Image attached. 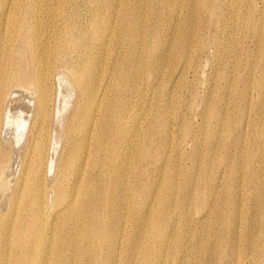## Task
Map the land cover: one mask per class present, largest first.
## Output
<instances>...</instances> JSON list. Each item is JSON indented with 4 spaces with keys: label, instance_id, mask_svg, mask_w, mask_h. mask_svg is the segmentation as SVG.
I'll use <instances>...</instances> for the list:
<instances>
[{
    "label": "rangeland",
    "instance_id": "1",
    "mask_svg": "<svg viewBox=\"0 0 264 264\" xmlns=\"http://www.w3.org/2000/svg\"><path fill=\"white\" fill-rule=\"evenodd\" d=\"M38 1L41 5L36 7L32 4L33 0H20L22 9L19 11L20 15L18 12V16L25 17L21 26L13 24L15 19V15L12 13V11L14 12L13 6L9 3L5 4L7 7L4 5L3 12H5L7 25L3 27V31L11 39V44L6 43V39L4 42H0V68L4 67L7 71H12L9 68L12 65L18 73L23 71H19L21 68L30 73L35 68L36 59H34L35 56L32 59L31 50L24 44V41L32 42L34 37L38 39V42H34V53L45 52L43 66H49L55 50L54 35L65 28L61 17H67L69 23L72 21V36L75 39V44H61L57 60L58 66L52 70L48 78L49 105L51 106L49 109L53 111L50 113L48 109V114L51 117L48 118L49 120L41 121V124L34 123V91L14 87L8 92L10 96L8 93L4 94L1 114L3 117L4 113L5 116L7 114L8 116L4 117V122L0 121V151L5 157L4 167L0 171V176H2L0 177V245L2 244L0 248L2 262L0 261V264H19L17 258L25 253L21 249L22 242L18 240L16 234L28 233L31 234L30 236L36 234V229H33V232L28 229L29 224L27 225L25 220L27 214L20 218L16 217L14 220L10 213L12 211L15 213L19 209L18 212L22 214L30 211L25 201L13 203L12 196L14 195V183L24 168L26 154H28L26 152L29 147L28 136L31 132H37L39 129L46 132V136L41 138L44 146L47 144L45 147L46 165L42 169L44 176L40 172V178L45 185L43 186L45 189L43 190V203L45 204H43L42 218L46 221L42 220V222L45 225L44 231L46 228L48 230L43 233V236L50 242L45 250H41L40 260L46 259L41 264H61L60 260L58 262L60 258L54 251L55 246L53 245L55 234H57L56 227L59 219L63 217L62 213L66 215L69 212L67 210L72 206V209L77 210L78 214L87 212L86 214L90 216L94 210L99 221L96 223L97 226H101L103 230L107 228L106 232L103 231L104 235L114 238L113 250L115 251L117 246L118 248L112 254V259H114L112 264H128L127 257L130 252L127 240L136 237V232L138 235L135 239L140 235H145L146 239L143 236L138 238L144 240V242L140 240L141 246L144 245L141 248L143 259L135 264H203V262L204 264H252L251 258L254 254H251L253 252L249 244L251 234L258 232L263 222L256 210V204L258 202L264 204V196L261 199L258 197L261 193L259 180L261 182L262 179L260 175L264 168V0ZM27 6L30 9L26 8ZM101 18L102 21H100ZM97 20L100 23L96 28V24L99 22ZM75 28L76 32H74ZM104 31V38L101 39V33ZM103 44L105 45L103 46ZM7 51L12 56H9ZM81 70L87 72V76L90 78L97 75V84H99L97 87L100 92L97 90V101L98 103L101 101L99 104L103 106L110 105L106 112L102 110L98 113L95 112L99 121L101 118L104 119L105 132L103 131L102 138H104L105 150L86 159V169H88H83V174L78 177H82L80 180L86 185V191L83 193L82 190L85 186L80 189L81 185H78L77 189L80 192H75L71 197L73 199L69 209L58 211L53 202L55 184L59 177L57 162L64 147L67 145L73 147L77 144L76 138L73 137H71V141L66 142L69 133L65 131L66 123L75 109L79 114V111L85 108L84 100L80 98L79 91L71 77ZM110 72L112 73L110 74ZM54 73L56 74L54 75ZM101 74L102 78L99 77ZM115 79L118 81L116 82ZM119 88L120 90H118ZM31 95L33 101L30 98ZM112 98L117 101L115 102ZM52 99L54 100L51 101ZM30 102L33 103V107ZM78 104L82 106L81 109ZM114 104L115 106H113ZM114 109L116 113H114ZM85 110L88 112L89 109ZM18 118L21 119L18 120ZM5 121L6 123L11 122V125L6 124ZM15 121H22V129L17 128ZM99 121H97V125ZM13 123L16 125L12 128ZM25 123L28 125L25 126L26 132ZM97 125L94 127L95 133L98 130ZM7 127L9 128L7 129ZM17 129L22 132L20 133ZM2 133L5 134L4 137ZM22 133L24 134L22 135ZM20 134L21 139L18 138ZM94 134L90 138V144H93L87 149L89 153L96 148ZM18 139L20 140L18 141ZM133 144L134 147H132ZM51 145H55L56 149ZM112 146L118 149L117 154L113 153ZM87 153L86 151L85 154ZM253 153L255 156L252 155ZM32 158L30 155V159ZM163 166H165L164 169L161 168ZM253 170H256L254 172L258 174L259 179L248 177V172ZM48 185L51 186H49L50 189ZM63 185L67 187L65 182ZM48 193L51 194V197ZM115 194L119 196L121 202L119 199L113 200ZM84 195L88 196L84 197ZM111 198L112 200H110ZM151 202L153 203L151 204ZM113 204L118 206L114 211L112 210ZM225 204L229 205L232 215L229 224H226L227 215L214 217L218 208L227 207ZM110 210L113 212L111 213ZM165 213L171 217L173 222V231L169 236H172V242L176 246L173 244L171 250L167 248V242L161 239L170 230V225L168 228L164 226ZM109 216L110 221L108 220ZM184 217L190 219L188 224L183 222ZM238 218L241 220L239 221ZM77 221L75 220L76 223ZM71 223L72 221H69L67 226L62 228V232L67 231V228L72 229L73 223ZM146 223L150 226H147ZM4 226L10 228L8 234L2 231ZM117 228L121 231H117ZM75 230L77 231H75L76 237L72 239V247L64 258L66 261H63V264H105L103 257L107 255V250L105 247H96L100 239L90 236L85 241L84 238H81L83 232L81 228ZM115 232L117 233L114 234ZM115 235L117 236L115 237ZM60 239L59 241L63 240ZM254 239H260L257 240V244L264 246V236L255 235ZM88 247L96 248L93 255L88 251ZM83 248L85 249L81 250ZM220 248L221 251H219ZM166 249L168 250L166 251ZM155 251L158 254H155ZM42 254H45L43 255L45 258ZM262 256H259L261 258L257 261L256 255L254 264H264V251ZM54 261L56 262L54 263Z\"/></svg>",
    "mask_w": 264,
    "mask_h": 264
},
{
    "label": "bare ground",
    "instance_id": "2",
    "mask_svg": "<svg viewBox=\"0 0 264 264\" xmlns=\"http://www.w3.org/2000/svg\"><path fill=\"white\" fill-rule=\"evenodd\" d=\"M92 2H94V1H92ZM100 2V1H99ZM103 2V1H102ZM6 3H9V4H11L12 6H13V10H14V12L12 11V13H14V15H15V19L13 20L14 22H13V24H15L16 26H21L22 25V23L25 21V17L24 16H18V12L19 11H21V9H22V7H21V2H20V0H0V42H4V40L6 39V43H10L11 44V39L9 38V37H7L6 36V34L4 33V31H3V27H5L6 25H7V22H6V20H5V12H3V10H5L4 8H5V4ZM24 4V3H23ZM33 5H35L36 7H37V5H41L40 3H39V1L38 0H33V3H32ZM31 4V5H32ZM109 4V3H108ZM113 4V3H112ZM5 5V6H4ZM26 5V4H25ZM32 5V6H33ZM106 5V4H105ZM119 5V4H118ZM4 6V7H3ZM102 6H104L103 4H102ZM114 6V5H113ZM7 7V6H6ZM110 7H111V5H110ZM200 7V6H199ZM26 8H28V6L26 7ZM33 8V7H32ZM101 8V7H100ZM104 8V7H103ZM113 8V7H112ZM117 8H118V6H117ZM191 8V7H190ZM28 9H30V8H28ZM37 9V8H36ZM105 9V8H104ZM212 9H213V7H212ZM215 9V8H214ZM7 10V9H6ZM23 10H25V9H23ZM95 10V9H94ZM97 10H99V8H97ZM102 10V9H101ZM192 10V9H191ZM113 11V10H112ZM206 11V10H205ZM23 12V11H22ZM200 12V11H199ZM262 12V11H261ZM11 13V12H10ZM99 13V12H98ZM114 13V12H113ZM264 14V13H263ZM19 15H20V12H19ZM254 15V14H253ZM74 16V15H73ZM62 19H61V22L64 24V26H65V28H64V30L63 31H60V32H58V33H56L55 35H54V41H55V50L53 51V56L51 57V61H50V63H49V66H43V60H44V57H45V52L44 53H41V54H35L34 53V51H33V46H34V42L36 41V42H38V39L37 38H35L34 37V39H33V41L31 42H27L26 43V41H24V44H26L27 45V47H29L30 48V50H31V56H32V59H33V56H35V58L34 59H36V64H35V68H33V70L30 72V73H27L23 68H21V69H19V71L20 70H23V71H20V73H18V72H16L15 71V68L11 65L9 68L12 70V71H7L6 69H4V67H1L0 68V121L2 120V122H4V117L6 118L7 116H8V114H7V116H5L6 114L4 113V117L2 116V109H1V104H2V100H3V97H4V94L5 93H8L9 91H10V89H12V88H14V87H18V88H23V89H27V90H32V91H34V93H35V99H34V109H35V116H34V118H33V120H34V123H40L41 121H44V120H49L48 118H51L50 117V115L48 114V109H49V101H50V86L48 85V78L50 77V73L52 72V70H54L55 69V67H57L58 66V64H57V60H58V56H59V54H60V49H61V44L62 43H64V44H66V45H70V44H75V39L73 38V36H72V27H71V22L69 23V21H68V18L67 17H61ZM97 18V17H96ZM103 18V17H102ZM102 18H101V20L100 21H102ZM112 18V17H111ZM125 19V18H124ZM75 20V19H74ZM91 20H92V18H91ZM91 20H90V22H91ZM95 20V19H94ZM94 20H93V22H94ZM109 20V19H108ZM113 20V19H112ZM122 20V19H121ZM209 20V19H208ZM97 21H99V20H97ZM100 21L99 22H97V24H96V28H97V25H98V23H100ZM115 21H116V17H115ZM120 21V20H119ZM107 22V21H106ZM89 23V22H88ZM103 23H105L104 21H103ZM111 23V22H110ZM114 23H116V22H114ZM121 23V22H120ZM72 25H75V24H72ZM77 25V24H76ZM89 25V24H88ZM100 25V24H99ZM117 25V24H116ZM92 26H94V25H92ZM74 27V26H73ZM94 28H95V26H94ZM106 28H107V26H106ZM100 29V28H99ZM102 29V28H101ZM105 29V28H104ZM94 30H96V29H94ZM88 31V30H87ZM90 31V30H89ZM88 31V32H89ZM103 31V30H102ZM74 32H76V28H75V31ZM73 32V33H74ZM81 32H83V31H81ZM110 32V31H109ZM28 33H30V32H28ZM79 33V32H78ZM99 33V32H98ZM97 33V34H98ZM104 33H105V31L103 32V33H101V35H102V37H100L101 39H103L104 38ZM32 34V33H31ZM75 34V33H74ZM73 34V35H74ZM96 34V35H97ZM190 34V33H189ZM86 35H87V33H86ZM153 35V34H152ZM155 35V34H154ZM181 35V34H180ZM194 35V34H193ZM192 35V36H193ZM91 36V35H90ZM29 37H32V36H30L29 35ZM140 37V36H139ZM107 39V38H106ZM153 39V38H152ZM152 39H151V42H152ZM30 40V39H29ZM202 40V39H201ZM97 41V40H96ZM95 41V42H96ZM84 42V41H83ZM92 42V41H91ZM103 42V41H102ZM150 42V43H151ZM104 43V42H103ZM190 43V42H189ZM201 43H203V42H201ZM64 44H62V45H64ZM100 44V43H99ZM102 44V43H101ZM80 45V44H79ZM88 45V44H87ZM90 45V44H89ZM105 44H103V46H104ZM167 45V44H166ZM90 46H93V45H90ZM175 46V45H174ZM78 47V46H77ZM168 47V46H167ZM201 47V46H200ZM131 48H133V47H131ZM171 48V47H170ZM66 49V48H65ZM73 49V48H72ZM146 49V48H145ZM181 49V48H180ZM201 49H202V47H201ZM63 50V49H62ZM85 50V49H84ZM100 50V49H99ZM131 50V49H130ZM72 51V50H71ZM114 51V50H113ZM126 51H127V49H126ZM199 51V50H198ZM57 52H59V53H57ZM70 52V51H69ZM87 52V51H86ZM104 52V51H103ZM197 52V51H196ZM105 53V52H104ZM103 53V54H104ZM138 53V52H137ZM178 53V52H177ZM7 54L9 55V56H12V55H10V52H8L7 51ZM67 54V53H66ZM109 54V53H108ZM181 54V53H180ZM186 54V53H185ZM96 55H97V53H96ZM114 55V54H113ZM177 55V54H176ZM136 56H138V55H136ZM175 56V55H174ZM3 57H5V55L3 54ZM103 57V56H102ZM187 57H188V55H187ZM11 58V57H10ZM61 58V57H60ZM65 58V57H64ZM64 58H63V60H64ZM104 58V57H103ZM110 58V57H109ZM120 58V57H119ZM66 59V58H65ZM137 59V58H136ZM114 60V59H113ZM148 60V59H147ZM35 61V60H34ZM65 61V60H64ZM67 61H68V59H67ZM154 61V60H153ZM152 63V62H151ZM166 63H167V61H166ZM88 65V64H87ZM114 65V64H113ZM143 65V64H142ZM98 66V65H97ZM84 67V66H83ZM88 68V67H87ZM90 68V67H89ZM129 68V67H128ZM76 69V68H75ZM101 69V68H100ZM136 69H137V67H136ZM155 69V68H154ZM69 70H71V69H69ZM84 70V69H83ZM83 70H81V72H76V73H74L71 77H72V79H73V83L76 85V87H77V89H78V91H79V94H80V98L82 99V100H84V106H85V108L83 109V110H81V111H79V114L78 113H76L77 112V110L75 109V111H73L72 112V114H71V116H69V118H68V120H67V125H66V132H69L68 133V136L70 135V137H68L67 136V141L66 142H69V141H71V137H73L74 139L76 138V143L77 144H75L73 147L72 146H70L69 147V145H67L66 143V147H64V149H63V151H62V153H61V155H60V157H59V159H58V162H57V168L59 169V177H58V179L56 180V184H55V193H54V195H53V202H54V204L56 205V210H62V209H65V208H68V207H70L71 206V201H72V199H71V197L73 196V194L75 193V192H80V190L79 189H77V187H78V185H81V188L80 189H83V187H84V189L82 190V192L84 193L85 191H86V185H84V182L82 181V180H80V179H82V177H80V178H78L80 175H82L83 174V169H86V167H87V163H86V159L87 158H89L91 155H94L95 156V154H97V153H100L101 151H103V150H105L104 148V138H102V136H103V131H104V123H103V118H101V116H100V121H99V117L97 118V114H95V112H100L101 110L104 112H106V110L107 109H109L110 108V105H101V104H99V103H101V101H99V103H98V101H97V90H98V92H99V89H98V87H97V85L99 86V84H97V82H98V78H97V75H94V77H92V78H90V77H88L87 76V72H85V71H83ZM94 70V69H93ZM98 70H99V68H98ZM113 70V69H112ZM135 70V69H134ZM172 70V69H171ZM174 70V69H173ZM92 71V70H91ZM100 71H102V70H100ZM90 72V71H89ZM98 72V71H97ZM69 73V72H68ZM92 73V72H91ZM90 73V74H91ZM112 72H110V74H111ZM56 73H54V75H55ZM102 74H103V72H102ZM102 74H101V76H99V77H101L102 78ZM108 74V73H107ZM135 74V73H134ZM157 75V74H156ZM90 76V75H89ZM92 76H93V74H92ZM119 76V75H118ZM123 76V75H122ZM131 76V75H130ZM56 77V76H55ZM52 78H53V76H52ZM57 78H58V76H57ZM126 78H127V76H126ZM100 79V78H99ZM105 79V78H104ZM107 79V78H106ZM116 79H118V78H116ZM115 79V80H116ZM51 80V79H50ZM103 80V79H102ZM108 80V79H107ZM101 81V80H100ZM105 81V80H104ZM103 81V82H104ZM118 80H116V82H117ZM125 81V80H124ZM128 81H130V80H128ZM106 82H108V81H106ZM101 83V82H100ZM110 83V82H109ZM108 83V84H109ZM112 83V82H111ZM60 84V83H59ZM59 84H57V86H59ZM102 84V83H101ZM107 84V85H108ZM116 84V83H115ZM122 84V83H121ZM120 85V84H119ZM103 86V85H102ZM106 86V85H105ZM110 87H111V85H109ZM117 86H118V84H117ZM116 85H115V87H117ZM147 86V85H146ZM148 87V86H147ZM58 88V87H57ZM74 88V87H73ZM107 88V87H106ZM145 88V87H144ZM143 88V89H144ZM101 89V88H100ZM109 89V88H108ZM126 89V88H125ZM14 90H17V89H14ZM70 90V89H69ZM118 90H120V88L118 89ZM18 91V90H17ZM22 91H24L25 92V90H22ZM101 91H102V89H101ZM109 91V90H108ZM107 91V92H108ZM12 92H13V90H12ZM105 92V91H104ZM11 93V92H10ZM27 93V92H26ZM29 93V92H28ZM33 93V94H34ZM56 93V92H55ZM100 93V92H99ZM113 93H115V92H113ZM71 94V93H70ZM79 94H78V96H79ZM8 95H9V93H8ZM11 95H13V94H11ZM21 95V94H20ZM28 95V94H27ZM73 95V94H72ZM99 95V94H98ZM105 95V94H104ZM10 96V95H9ZM21 96H23V94L21 95ZM29 96V95H28ZM57 96H58V94H57ZM74 96V95H73ZM130 96V95H129ZM99 97V96H98ZM118 97V96H117ZM123 97V96H122ZM128 97V96H127ZM31 100L33 101V97H32V95H31ZM119 98V97H118ZM5 99H7V98H5ZM4 99V100H5ZM27 99H28V97H27ZM72 99V98H71ZM103 100V98H100V100ZM111 99V98H110ZM113 99V98H112ZM134 99V98H133ZM132 99V100H133ZM30 100V99H29ZM54 99H52L51 101H53ZM68 100V99H67ZM81 100V101H82ZM114 100V99H113ZM31 101V102H32ZM79 102H80V100H78ZM115 102L117 101V100H114ZM131 101V100H130ZM151 101V100H150ZM30 102V104L32 105L33 103H31ZM57 102V101H56ZM63 102V101H62ZM83 102V101H82ZM111 103H112V100L110 101ZM157 102V101H156ZM68 103V102H67ZM71 103V102H70ZM148 103H149V101H148ZM110 104V103H109ZM124 104V103H123ZM126 104V103H125ZM4 105H5V103H4ZM79 105V104H78ZM117 105V104H116ZM127 105V104H126ZM147 105V104H146ZM145 105V106H146ZM149 105H150V103H149ZM154 105V104H153ZM6 106H7V104H6ZM113 106H115V104L113 105ZM112 106V107H113ZM130 106V105H129ZM31 107H33V105L31 106ZM51 107V106H50ZM79 107H80V109H81V105H79ZM125 107V106H124ZM139 107V106H138ZM141 107V106H140ZM53 108V107H52ZM78 108V107H77ZM113 108H116V107H113ZM151 108V107H150ZM7 109V108H6ZM33 109V108H32ZM79 109V110H80ZM85 109H89L88 110V112L90 111L91 113H88V112H86V110ZM131 109V108H130ZM133 109V108H132ZM131 109V110H132ZM157 110V109H156ZM49 111H50V109H49ZM52 111V110H51ZM51 111H50V113H51ZM56 111V110H55ZM61 111H62V109H61ZM61 111H59V113H61ZM126 111V110H125ZM147 111V110H146ZM149 111V110H148ZM147 111V112H148ZM163 111V110H162ZM4 112V111H3ZM5 112H6V110H5ZM53 112V111H52ZM65 112V111H64ZM127 112V111H126ZM125 112V113H126ZM141 112H142V110H141ZM56 113H58V112H56ZM114 113H116L115 112V109H114ZM124 113V112H123ZM131 113V112H130ZM130 113H128V114H130ZM101 114V113H100ZM112 114V113H111ZM110 114V115H111ZM149 114V113H148ZM161 114V113H160ZM159 114V115H160ZM11 115V114H10ZM15 115V114H14ZM22 115V114H21ZM56 115V114H55ZM54 115V116H55ZM58 115V114H57ZM103 115V114H102ZM127 115V114H126ZM140 115V114H139ZM142 115V114H141ZM150 115V114H149ZM29 116V115H28ZM129 116V115H128ZM16 117H17V114H16ZM20 117V116H19ZM31 117V114H30V116H29V118ZM33 117V116H32ZM56 117V116H55ZM54 117V118H55ZM112 117V116H111ZM143 117V116H142ZM148 117V116H147ZM9 119H10V117H8ZM28 118V119H29ZM122 118V117H121ZM133 118V117H132ZM141 118V117H140ZM139 118V119H140ZM144 118V117H143ZM11 119H14L13 117H11ZM19 119H21V118H18V120ZM149 119V118H148ZM182 119V118H181ZM8 120V119H7ZM16 120V119H15ZM32 120V119H31ZM46 120V121H47ZM54 120V119H53ZM106 120V119H105ZM108 120V119H107ZM125 120V119H124ZM143 120V119H142ZM9 121V120H8ZM11 121V120H10ZM97 121H99L98 122V125H97ZM109 121V120H108ZM112 121V120H111ZM141 121V120H140ZM166 121V120H165ZM11 122H13V120L11 121ZM11 122H7L6 123V121H5V123L6 124H8L9 123V125H11L10 123ZM15 122H17V121H15ZM18 122H20L19 124H18ZM17 122V125H16V123H13V125H12V128H13V126L14 125H16V126H18L17 128L19 129V127L21 128V123H22V121H18ZM24 122V121H23ZM95 122H96V124H95ZM43 123H45V122H43ZM47 123V122H46ZM50 123V122H49ZM110 123V122H109ZM121 123V122H120ZM146 123V122H145ZM154 123V122H153ZM157 123V122H156ZM180 123H183V121L181 122L180 121ZM218 123H219V120H218ZM6 124H4V125H6ZM24 124V123H23ZM28 124V123H27ZM41 124V123H40ZM117 124V123H116ZM137 124V123H136ZM169 124V123H168ZM8 125V126H9ZM34 125V124H33ZM32 125V126H33ZM53 125V124H52ZM64 125V124H63ZM97 125V128H98V130L96 131V133L94 132V127ZM149 125V124H148ZM151 125V124H150ZM155 125H157V124H155ZM7 126V125H6ZM5 126V127H6ZM23 126V125H22ZM25 126H28V125H26V123H25V125H24V128H25ZM73 126H74V128H73ZM136 126V125H135ZM171 126V125H170ZM180 126V125H179ZM5 127H3V128H5ZM121 127V126H120ZM137 127V126H136ZM9 127H7V129H8ZM23 128V129H24ZM34 128H35V125H34ZM33 128V129H34ZM40 128V127H39ZM123 128V127H122ZM135 128V127H134ZM133 128V129H134ZM164 128V127H163ZM183 128V127H182ZM181 128V129H182ZM238 128V127H237ZM17 129V130H18ZM22 129V128H21ZM140 129V128H139ZM152 129V128H151ZM1 130H5V129H1ZM48 130V129H47ZM118 130V129H117ZM127 130V129H126ZM125 130V131H126ZM135 131H136V129H134ZM150 130V129H149ZM170 130H171V127H170ZM169 130V131H170ZM6 131V130H5ZM5 131H2L3 133L5 132ZM8 131V130H7ZM12 131V130H11ZM19 132H20V130H18ZM109 131V130H108ZM114 131V130H113ZM196 131V130H195ZM9 132V131H8ZM13 132V131H12ZM21 132H22V130H21ZM20 132V133H21ZM24 132V131H23ZM25 132H26V128H25ZM24 132V133H25ZM105 132V131H104ZM183 132V131H182ZM199 132V131H198ZM255 132H256V130H255ZM260 132H262V131H260ZM2 133V134H3ZM6 133V132H5ZM24 133H22V135L24 134ZM95 133V134H94ZM120 133V132H119ZM126 133V132H125ZM128 133V132H127ZM131 133V132H130ZM134 133V132H133ZM136 133V132H135ZM138 133V132H137ZM147 133V132H146ZM184 133V132H183ZM185 133H186V131H185ZM216 133V132H215ZM253 133V132H252ZM7 134V133H6ZM11 134V133H10ZM19 134V133H18ZM46 132L45 131H42L41 129H39L37 132L35 131H33V132H31L30 133V135L28 136V143H29V147H27V149H26V152L28 153V154H26L27 155V157H26V161L24 162V168H22V171H20V174H19V176L17 177V179H16V181H15V183H14V197L12 196V198H14L12 201H13V203H15V202H18V201H22V202H26L27 204H28V207L30 208V211H28L27 213H25V211H24V213L25 214H22V213H20V212H18V211H20V209L17 211V212H13L12 211V209L10 208V210L12 211L11 213H10V215H12V218H14V220H15V218L16 217H21V216H25L26 214L28 215H26L25 216V220L27 221V225L29 224V227H28V229L30 230V231H32L33 232V229H36L35 231H36V234L35 235H32V236H30L31 234H28V233H23V234H20V235H18V234H16V236L19 238L18 240H20V242H22V246H21V249H23V251H25V253H22L21 254V256H19L18 258H17V262L19 263V264H41L42 263V261L43 260H40V253H41V250L43 251V250H45L47 247H48V245H50V242H49V240H47V238H45L44 236H43V233L45 232L46 233V231H48L47 230V228H46V231H44V229H45V225L43 224L45 221L43 220V218H42V211H43V208H44V205L43 204H45V203H43V190H45L44 188H43V186H45V185H43V181H42V179L40 178V172H41V174L44 176V174L42 173V169L44 168V166L46 165V158H45V155H46V149H45V147H46V145L44 146V144H43V142L41 141V138H43V137H45L46 135ZM53 134V133H52ZM94 134V141H95V143L94 144H96L95 146H96V148H94L93 149V151L91 152V153H89V151L87 150L89 147H90V145L91 144H93V143H91L90 144V138H92V135ZM114 134V133H113ZM182 134V133H181ZM4 135L5 134H3V137H4ZM47 135H49V134H47ZM72 135V136H71ZM73 135H75V136H73ZM107 135V134H106ZM137 135V134H136ZM139 135V134H138ZM196 135V134H195ZM194 135V136H195ZM262 135V134H261ZM2 136V135H1ZM15 136V135H14ZM18 136V135H17ZM21 136V134L18 136V138ZM62 136V135H61ZM120 136V135H119ZM148 136V135H147ZM255 136V135H254ZM8 137V136H7ZM142 137V136H141ZM151 137V136H150ZM181 137V136H180ZM214 137V136H213ZM255 137H257V136H255ZM260 137V136H259ZM120 138V137H119ZM134 138V137H133ZM147 138V137H146ZM217 138V137H216ZM254 138V137H253ZM7 139V138H6ZM20 139H21V137H20ZM20 139H18V141L20 140ZM115 139V138H114ZM154 139V138H153ZM9 140V139H8ZM46 140V139H45ZM52 140V139H51ZM133 140V139H132ZM135 140V139H134ZM182 140V139H181ZM94 141H92V142H94ZM108 141V140H107ZM130 141V140H129ZM257 141H258V139H257ZM42 142V143H41ZM132 142V141H131ZM140 142V141H139ZM146 142V141H145ZM147 142H148V140H147ZM193 142V141H192ZM195 142V141H194ZM1 143V142H0ZM12 143V142H11ZM112 143V142H111ZM128 143V142H127ZM154 143V142H153ZM262 143V142H261ZM51 144H53L52 142H51ZM64 144V145H65ZM69 144V143H68ZM71 144V143H70ZM103 144V145H102ZM130 144V143H129ZM137 144V143H136ZM147 144V143H146ZM156 144V143H155ZM57 145H59V144H57ZM162 145V144H161ZM199 145V144H198ZM12 146H14V145H12ZM52 146V145H51ZM54 146V148L56 149V147H55V145H53ZM52 146V147H53ZM92 146H94V145H92ZM127 146V145H126ZM129 146V145H128ZM200 146V145H199ZM216 146V145H215ZM121 147V146H120ZM132 147H134V144H133V146ZM137 147V146H136ZM152 147V146H151ZM200 148V147H199ZM12 149V148H11ZM52 149V148H51ZM149 149V148H148ZM194 149V148H193ZM90 150V149H89ZM126 150V149H125ZM130 151H131V149H129ZM147 150V149H146ZM145 150V151H146ZM86 151L88 152L87 154H85L86 153ZM112 151H113V153L115 154H117L118 153V149L116 148V147H113L112 146ZM129 151V152H130ZM143 151V150H142ZM162 151V150H161ZM195 151V150H194ZM200 151V150H199ZM222 151V150H221ZM228 151V150H227ZM56 152V151H55ZM58 152V151H57ZM125 152V151H124ZM123 152V153H124ZM135 152V151H134ZM147 152H148V150H147ZM50 153V152H49ZM122 153V152H121ZM140 153V152H139ZM219 153V152H218ZM222 153H223V151H222ZM255 153V152H254ZM254 153L252 154L253 156H255L254 155ZM259 153V152H258ZM12 155V154H11ZM30 155L33 157L32 159H30ZM100 155V154H99ZM120 155H122V154H120ZM124 155H125V153H124ZM123 155V156H124ZM159 155V154H158ZM192 155V154H191ZM218 155V154H217ZM216 155V156H217ZM220 155V154H219ZM264 155V154H263ZM215 156V157H216ZM257 156V155H256ZM55 157V156H54ZM127 157V156H126ZM262 157V156H261ZM104 158V157H103ZM121 158H123V157H121ZM218 158V157H217ZM254 158V157H253ZM106 159V158H105ZM124 159H126V158H124ZM139 159V158H138ZM214 159V158H213ZM50 160V159H49ZM134 160H135V158H134ZM189 160V159H188ZM3 161H5V157L1 154V151H0V171L2 170V168L4 167V164H3ZM23 161V160H22ZM91 161H92V159H91ZM105 161V160H104ZM122 161V160H121ZM218 161V160H217ZM53 162V161H52ZM98 162V161H97ZM124 162V161H123ZM123 162H122V165H123ZM145 162V161H144ZM235 162V161H234ZM12 163V162H11ZM105 163V162H104ZM253 163V162H252ZM255 163V162H254ZM137 164V163H136ZM147 164V163H146ZM231 164V163H230ZM9 165H10V163H9ZM20 165V164H19ZM22 165V164H21ZM51 165H53V164H51ZM117 165H119V164H117ZM165 165V164H164ZM234 165V164H233ZM250 165V164H249ZM49 166V165H48ZM54 166V165H53ZM223 166V165H222ZM231 166V165H230ZM230 166H229V168H230ZM255 166V165H254ZM11 167V166H10ZM9 167V168H10ZM17 167H19V166H17ZM16 167V168H17ZM47 167V166H46ZM50 167V166H49ZM164 167L165 166H163V167H161V168H163L164 169ZM8 168V169H9ZM51 168V167H50ZM50 168H47V169H50ZM54 168V167H53ZM92 168V167H91ZM123 168V167H122ZM122 168L121 169H119L120 171L122 170ZM236 168V167H235ZM47 169H45V170H47ZM88 169V168H87ZM86 169V170H87ZM223 169H224V167H223ZM254 169V168H253ZM6 170V169H5ZM44 170V171H45ZM53 170V169H52ZM96 170V169H95ZM115 170V169H114ZM114 170H113V172H114ZM118 170V171H119ZM229 170V169H228ZM234 170H237V169H234ZM106 171V170H105ZM150 171V170H149ZM222 171V170H221ZM254 171H256V170H253V171H250V172H248L249 174H248V177L250 178V177H253L255 180L256 179H259V176H257L258 174L257 173H255ZM7 172V171H6ZM46 172V171H45ZM162 172V171H161ZM235 172V171H234ZM233 172V173H234ZM258 172V171H257ZM38 173H39V175H38ZM51 173V172H50ZM163 173V172H162ZM162 173H161V175H162ZM203 173H204V171H203ZM238 173H239V171H238ZM247 173V172H246ZM96 174V173H95ZM114 174V173H113ZM229 174V173H228ZM0 175H1V173H0ZM52 175V174H51ZM50 175V176H51ZM86 175V174H85ZM214 175V174H213ZM237 175V174H236ZM9 176V175H8ZM143 176V175H142ZM141 176V177H142ZM230 176V175H229ZM235 176V175H234ZM261 182H260V180H259V186H260V188H261V193L258 195V197L261 199L263 196H264V168L262 169V172H261ZM0 177H2V176H0ZM122 177V176H121ZM121 177H120V179H121ZM231 177H233V176H231ZM145 178V177H144ZM3 179H5V178H3ZM120 179H117V180H120ZM151 179V178H150ZM160 179H161V176H160ZM160 179H159V181H160ZM7 180V179H6ZM241 180V179H240ZM239 180V181H240ZM10 181V180H9ZM81 181H82V184H80L81 183ZM106 181V180H105ZM116 181V180H115ZM114 181V182H115ZM121 181V180H120ZM158 181V182H159ZM213 181V180H212ZM52 182H54V181H52ZM64 182H65V184H66V186L67 187H65L63 184H64ZM204 182V181H203ZM220 182V181H219ZM241 182V181H240ZM254 182V181H253ZM4 183V182H3ZM46 183H47V181H46ZM108 183V182H107ZM112 183V182H111ZM110 183V184H111ZM139 183V182H138ZM212 183V182H211ZM242 183V182H241ZM241 183H239V184H241ZM50 184H52V183H50ZM91 184V183H90ZM89 184V185H90ZM114 184V183H113ZM116 184H118V183H116ZM123 184V183H122ZM157 185H159L158 183H157ZM207 185V184H206ZM249 185V184H248ZM50 185H48V187H49ZM91 186V185H90ZM104 186H105V184H104ZM120 186V185H119ZM118 186V187H119ZM139 186V185H138ZM141 186V185H140ZM203 186H204V184H203ZM251 186V185H250ZM51 187V186H50ZM50 187H49V189H50ZM159 187V186H158ZM179 187V186H178ZM241 187V186H240ZM10 188V187H9ZM121 189H122V187H120ZM155 188H157V187H155ZM160 188V187H159ZM251 188H252V186H251ZM95 189V188H94ZM116 189V188H115ZM117 190V189H116ZM122 190H124V189H122ZM241 190V189H240ZM10 191V190H9ZM49 191V190H48ZM89 191V190H88ZM114 191V193H115V190H113ZM202 191V190H201ZM208 191V190H207ZM52 192V191H51ZM50 192V193H51ZM104 192V191H103ZM118 192V191H117ZM121 192V191H120ZM45 193V192H44ZM92 193V192H91ZM125 193V192H124ZM155 193H156V190H155ZM154 193V194H155ZM238 194L240 193V192H237ZM49 194V193H48ZM52 194V193H51ZM51 194H49V196L51 195ZM80 194V193H79ZM118 194V193H117ZM117 194H115L114 196H113V200L114 201H117L118 199H119V202H121L122 200H120V198H118L119 196H117ZM121 194V193H120ZM170 194V193H169ZM196 194V193H195ZM208 194V193H207ZM162 195V194H161ZM178 195H179V193H178ZM186 195V194H185ZM188 195V194H187ZM201 195V194H200ZM241 195V194H240ZM6 196V195H5ZM76 196V195H75ZM78 196H81V195H78ZM88 196V195H87ZM87 196H85L84 195V197H87ZM160 196V195H159ZM202 196V195H201ZM51 197V196H50ZM77 197V196H76ZM122 197V196H121ZM177 197V196H176ZM186 197V196H185ZM200 197V196H199ZM209 197H210V195H209ZM208 197V198H209ZM230 197V196H229ZM49 198V197H48ZM78 198V197H77ZM97 198V197H96ZM150 198V197H149ZM152 198V197H151ZM156 198V197H155ZM178 198V197H177ZM192 198V197H191ZM205 198V197H204ZM50 199V198H49ZM76 199V198H75ZM122 199H123V197H122ZM159 199V198H158ZM168 199V198H167ZM228 199V198H227ZM51 200V199H50ZM85 200V199H84ZM110 200H112V198L110 199ZM150 200V199H149ZM155 200V199H154ZM170 200V199H169ZM185 200H186V198H185ZM191 200V199H190ZM192 200H193V198H192ZM203 200V199H202ZM209 200V199H208ZM52 201V200H51ZM76 201V200H75ZM114 201H112V202H114ZM151 201V200H150ZM156 201V200H155ZM165 201H166V199H165ZM174 201V200H173ZM187 201V200H186ZM199 201V200H198ZM204 201V200H203ZM206 201V200H205ZM225 201V200H224ZM119 202H117V203H119ZM175 202H176V198H175ZM75 203V202H74ZM82 203H84V202H82ZM86 203H87V201H86ZM153 202H151V204H152ZM227 203V202H226ZM50 204V203H49ZM164 204V203H163ZM163 204H162V206H163ZM202 204V203H201ZM224 204V203H223ZM72 205H74V204H72ZM82 205V204H81ZM114 205V204H113ZM121 205V204H120ZM119 205V206H120ZM166 205H167V203H166ZM165 205V206H166ZM225 205H227V204H225ZM50 206H51V204H50ZM50 206H48V207H50ZM94 206H96V205H94ZM98 206V205H97ZM190 206V205H189ZM199 206V205H198ZM202 206H205V205H202ZM234 206V205H233ZM73 207V206H72ZM72 207L69 209V210H67V211H69L66 215H64V213H62L63 214V217H61L60 219H59V221H58V226L56 227V229H57V234H55L56 236H55V241H54V246H55V250L54 251H56L57 252V255H58V257L60 258V259H58V262H59V260L61 261L60 263L61 264H63V261H66V260H64V258L68 255V252H69V250H70V247H72V239H74L75 237H76V233H75V229H77V228H81V230L83 231L82 232V234H81V238H84V240L85 239H88V237H90V236H92V237H96L97 239H100V241H99V243L97 244V246L96 247H98V246H101V247H105V249L107 250V255L105 256V257H103V262L105 263V264H112L113 263V260L114 259H112V254H114V252L117 250V248H118V246H117V248H116V250L114 251L113 250V246H112V244H113V239L114 238H108L107 236H105L104 234V232H106L107 231V228L105 229V230H103L102 228H101V226H97V222H99L98 221V216H97V214L94 212V210H92V214L89 216V215H87L86 213H81V214H78V211L77 210H75V209H72ZM118 206L117 205H114L113 207H112V210L114 211V210H116V208H117ZM121 207V206H120ZM119 207V208H120ZM151 207V206H150ZM153 207V206H152ZM167 207V206H166ZM84 208V207H83ZM95 208V207H94ZM154 208V207H153ZM174 208V207H173ZM203 208V207H202ZM206 208V207H205ZM204 208V209H205ZM106 209V208H105ZM196 209V208H195ZM199 209H200V207H199ZM81 210V209H80ZM156 210V209H155ZM194 210V209H193ZM197 210H198V207H197ZM202 210V209H201ZM256 210H257V212L259 213V216H260V218L262 219V223H261V225H262V227H261V229L258 231V232H256V233H252L251 234V240H250V242H249V244L251 245L250 247L252 248V252L253 253H251V254H254L253 255V257L251 258V261H252V264H254V259H255V256L257 255V261H258V259H260L261 257H263L262 256V253H263V251H264V246H262L261 244H257V240H260V239H254V237H255V235H258L259 237H263L264 236V204L262 203V202H258L257 204H256ZM97 211V210H96ZM112 211V212H113ZM154 211V210H153ZM175 211V210H174ZM187 211V210H186ZM190 211V210H189ZM200 211V210H199ZM47 212V211H46ZM45 212V213H46ZM85 212V211H84ZM104 212V211H103ZM110 212H111V210H110ZM111 212V213H112ZM156 212V211H155ZM154 212V213H155ZM167 212V211H166ZM173 212V211H172ZM57 213H59V212H57ZM56 213V214H57ZM61 213V212H60ZM99 213V212H98ZM102 213V212H101ZM153 213V214H154ZM170 213H171V211H170ZM94 214V215H93ZM104 214H105V212H104ZM115 214V213H114ZM113 214V215H114ZM117 214V213H116ZM151 214V213H150ZM172 214V213H171ZM59 215V214H58ZM225 215H227L228 216V221H227V223L226 224H229L230 223V220H231V212H230V208H229V205H227V207H222V208H218L217 209V211L215 212V214H214V217H224ZM48 216V215H47ZM57 216V215H56ZM60 216H62V215H60ZM59 216V217H60ZM102 216V215H101ZM104 216V215H103ZM111 216V218H112V215H110ZM110 216H109V221H110ZM202 216V215H201ZM52 217V216H51ZM55 217V216H54ZM53 217V218H54ZM118 217V216H117ZM164 217H165V222H164V226L166 227V228H168L169 227V225H170V230L169 231H167V233L165 234V236H162L161 237V239L162 240H164L165 242H167V248L169 249V250H171L172 249V245L174 244V242H172V236H169L170 235V233L173 231V227H172V224H173V222H172V219H171V217L167 214V213H165L164 214ZM23 218V217H22ZM44 218L46 219V217L44 216ZM50 218V217H49ZM101 218V217H100ZM152 218V217H151ZM199 218V217H198ZM103 219V218H102ZM117 218L115 217V220H116ZM120 219V218H119ZM147 219V218H146ZM175 219V218H174ZM173 219V220H174ZM184 223H189V221H190V219L188 218V217H184ZM8 220V219H7ZM42 220L44 221V222H42ZM75 220H78L77 221V223L75 222ZM136 220V219H135ZM238 220H239V218H238ZM241 220V219H240ZM239 220V221H240ZM20 221V220H19ZM69 221H72V223H73V225H72V229H68L67 228V231L65 230V232H62V228L69 222ZM74 221V222H73ZM119 221V220H118ZM118 221H116V222H118ZM225 221V220H224ZM6 222V221H5ZM23 222V221H22ZM48 223H49V220L47 221ZM112 222V221H111ZM114 222V221H113ZM121 222V221H120ZM130 222V221H129ZM147 222H149V221H147ZM53 223H54V221H53ZM71 223V224H72ZM110 223V222H109ZM225 223V222H224ZM15 224V223H14ZM51 224V223H50ZM71 224H70V226H71ZM77 224V225H76ZM116 224V223H115ZM119 224V223H118ZM118 224H117V226H118ZM147 224V223H146ZM11 225V224H10ZM47 225V224H46ZM69 225V224H68ZM224 225V224H223ZM12 226V225H11ZM16 226V225H15ZM67 226V225H66ZM111 226V225H110ZM113 226V225H112ZM147 226H150V224L148 225L147 224ZM196 226V225H195ZM13 227V226H12ZM48 227H49V225H48ZM76 227V228H75ZM120 227V226H119ZM193 227V226H192ZM238 227V226H237ZM241 227V226H240ZM25 228H26V226H25ZM113 228V227H112ZM125 228V227H124ZM123 228V229H124ZM230 228V227H229ZM239 228V227H238ZM54 229H55V227H54ZM55 229V230H56ZM118 229V228H117ZM137 229V228H136ZM141 229V228H140ZM143 229V228H142ZM141 229V230H142ZM198 229V228H197ZM10 230V228L8 227V226H4V227H2V231L5 233L6 232V234H8L7 232ZM23 230V229H22ZM25 230V229H24ZM61 230V231H60ZM81 230L79 231V234H80V232H81ZM114 230V229H113ZM120 229H118L117 231H119ZM238 230V229H237ZM54 231V230H53ZM60 231V232H59ZM104 231V232H103ZM121 231V230H120ZM125 231H127V230H125ZM133 231H134V229H133ZM238 231H240V230H238ZM23 232V231H22ZM55 232V231H54ZM59 232V233H58ZM77 232V231H76ZM108 232H109V230H108ZM111 232V231H110ZM132 232V231H131ZM140 232V231H139ZM145 232V231H144ZM143 232V233H144ZM35 233V232H34ZM117 232H115L114 234H116ZM142 233V234H143ZM239 233V232H238ZM52 234H54V233H52ZM109 234V233H108ZM141 234V233H140ZM122 235V234H121ZM124 235V234H123ZM126 235V234H125ZM132 235V234H131ZM137 235H138V233L136 232V234H135V236L137 237ZM8 236V235H7ZM45 236H47V235H45ZM49 236V235H48ZM117 235H115V237H116ZM143 236V238H145V235H142ZM141 235H140V237H142ZM240 236V235H239ZM53 237V236H52ZM111 237H113L112 235H111ZM136 237H132L130 240L128 239L127 240V244H128V247H129V252H130V255L127 257L128 259H127V263L128 264H135V263H138V261H141L142 259H143V256H142V251H141V248L144 246V245H142L141 246V242H140V240L141 239H138V238H140V237H138L137 239H135ZM147 237V236H146ZM51 238V237H50ZM60 238H62L63 240L62 241H59V239ZM143 238H142V240H143ZM227 238V237H226ZM237 238H239V237H237ZM134 239V240H133ZM146 239V238H145ZM220 239V238H219ZM0 240H1V237H0ZM53 240V239H52ZM61 240V239H60ZM141 240V241H142ZM221 240V239H220ZM219 240V241H220ZM86 241V240H85ZM146 241V240H145ZM52 242V241H51ZM84 242V241H83ZM142 242H144V240L142 241ZM15 243V242H14ZM126 243V242H125ZM202 243V242H201ZM221 243V242H220ZM120 244V243H119ZM126 244V245H127ZM142 244H144V243H142ZM80 245V244H79ZM125 245V244H124ZM222 245V244H221ZM1 246H2V244L0 245V248H1ZM14 246V245H13ZM174 246H176L175 244H174ZM198 246V245H197ZM76 247H78V245H76ZM222 247V246H221ZM226 247H227V245H226ZM225 247V248H226ZM5 248V247H4ZM13 248V247H12ZM80 248V247H79ZM159 248H160V246H159ZM73 249V248H72ZM75 249H77V248H75ZM85 248H83V249H81V250H84ZM119 249H121V248H119ZM127 249V248H126ZM157 249H158V247H157ZM168 249H166V251L168 250ZM195 249V248H194ZM219 249V248H218ZM224 249V248H223ZM7 250V249H6ZM8 250H9V248H8ZM19 250V249H18ZM17 250V251H18ZM49 250V249H48ZM95 250H96V248H94L93 247V249H90V247H88V251L93 255L94 253H95ZM99 250V249H98ZM159 250V249H158ZM4 251V250H3ZM219 251H221V248H220V250ZM8 252H10V251H8ZM7 252V253H8ZM28 252V253H27ZM174 252V251H173ZM226 252V251H225ZM20 253V252H19ZM51 253V252H50ZM52 253H54V252H52ZM51 253V254H52ZM72 253V252H71ZM78 253V252H77ZM3 254H4V252H3ZM155 254H158L156 251H155ZM197 254V253H196ZM205 254V253H204ZM43 255H45V254H42V256ZM50 255V254H49ZM48 255V256H49ZM56 255V256H57ZM5 256V255H4ZM9 256V255H8ZM15 256H17V255H15ZM47 256V255H46ZM47 256V257H48ZM56 256H55V259H56ZM80 256V255H79ZM205 256V255H204ZM259 256H261L260 258H259ZM6 257V256H5ZM44 257V256H43ZM70 257V256H69ZM77 257V256H76ZM95 257V256H94ZM9 258V257H8ZM7 258V259H8ZM14 258V257H13ZM45 258V257H44ZM52 258V257H51ZM77 258H79V257H77ZM229 258V257H228ZM2 259V258H1ZM54 259V258H53ZM54 259V260H55ZM4 260H6V259H4ZM46 260V259H45ZM44 260V261H45ZM48 260V259H47ZM69 260V259H68ZM70 260H71V258H70ZM76 260V259H75ZM196 260H197V258H196ZM238 260V259H237ZM1 262H2V260H0ZM7 261V260H6ZM9 261V260H8ZM43 261V262H44ZM51 261V260H50ZM50 261H48V262H50ZM235 261V260H234ZM239 261V260H238ZM241 261V260H240ZM47 262V261H46ZM45 262V263H46ZM56 261H54V263H55ZM70 262V261H69ZM77 262H79V261H77ZM237 262V261H236ZM76 263V262H75ZM84 263V262H83ZM222 263V262H221ZM238 263V262H237ZM8 264V263H7ZM16 264V263H15ZM65 264V263H64ZM72 264V263H71ZM203 264H204V262H203Z\"/></svg>",
    "mask_w": 264,
    "mask_h": 264
}]
</instances>
